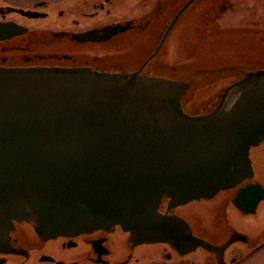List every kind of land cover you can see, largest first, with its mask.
Instances as JSON below:
<instances>
[{"label": "flooded vegetation", "instance_id": "1", "mask_svg": "<svg viewBox=\"0 0 264 264\" xmlns=\"http://www.w3.org/2000/svg\"><path fill=\"white\" fill-rule=\"evenodd\" d=\"M49 70L69 75L36 77L37 86L106 90L109 80L128 83L135 75L134 88H157L178 97L188 116L207 115L242 82L223 102L234 105L251 85L247 75L264 71V0H0V73ZM249 153L252 175L232 188L184 203L162 197L157 217L176 223L168 227L175 241L113 226L48 241L34 234L31 242L18 231L28 225L22 220L0 228V262L27 264L40 251L39 264L246 263L264 248V226L254 220L264 214V198L253 212L234 201L242 189H264V139ZM49 243L59 253L44 251ZM44 255L53 260L41 261Z\"/></svg>", "mask_w": 264, "mask_h": 264}, {"label": "water", "instance_id": "2", "mask_svg": "<svg viewBox=\"0 0 264 264\" xmlns=\"http://www.w3.org/2000/svg\"><path fill=\"white\" fill-rule=\"evenodd\" d=\"M256 72L234 105L223 102L242 82L201 116L165 91L134 88L135 75L106 90H65L36 77L66 72L0 73V228L24 220L47 241L120 226L175 241L176 223L157 217L164 195L184 203L252 175L249 150L264 139V71ZM255 188L239 191L240 210L264 198Z\"/></svg>", "mask_w": 264, "mask_h": 264}, {"label": "rangeland", "instance_id": "3", "mask_svg": "<svg viewBox=\"0 0 264 264\" xmlns=\"http://www.w3.org/2000/svg\"><path fill=\"white\" fill-rule=\"evenodd\" d=\"M207 94H210V92L205 93L206 97H207ZM259 163H260L259 168H258L259 179L263 180V182H264V161L261 160V162H259ZM263 213H264V210H263ZM234 220L236 221V219H234ZM254 220L257 223L258 228H261L262 226H264V214L259 219L256 217V218H254ZM18 228H19L18 229L19 233H23V232L28 233V235L31 237V242L33 240H36L35 235L33 233V230L30 226L22 224V225H19ZM263 229H264V227H262L259 232H262ZM259 232H255V233L259 234ZM44 251H46L48 253H53V254L59 253L56 244H53V243L47 244L44 247ZM39 253H40V251H35L32 254V259L34 257V260L33 261L30 260L29 262H27V264H39L35 261L37 259ZM15 259L18 260V264L22 263V259H20V258H18V259L15 258ZM243 264H264V248H261L257 252H255V254L250 259H248L246 261V263H243Z\"/></svg>", "mask_w": 264, "mask_h": 264}]
</instances>
